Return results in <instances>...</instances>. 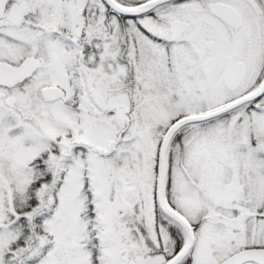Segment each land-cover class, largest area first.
Here are the masks:
<instances>
[{
    "label": "snow or ice",
    "instance_id": "6c2138e0",
    "mask_svg": "<svg viewBox=\"0 0 264 264\" xmlns=\"http://www.w3.org/2000/svg\"><path fill=\"white\" fill-rule=\"evenodd\" d=\"M0 264H264V0H0Z\"/></svg>",
    "mask_w": 264,
    "mask_h": 264
}]
</instances>
